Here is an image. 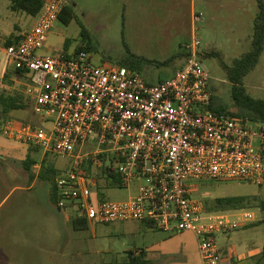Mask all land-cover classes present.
<instances>
[{"label": "built area", "instance_id": "1", "mask_svg": "<svg viewBox=\"0 0 264 264\" xmlns=\"http://www.w3.org/2000/svg\"><path fill=\"white\" fill-rule=\"evenodd\" d=\"M67 5L45 0L35 25L5 46V70L28 79L25 94L37 121L7 119L12 140L70 160L56 178L57 207L90 224L148 222L168 232L191 231L202 264H220L217 236L257 221L246 209L211 212L193 199L197 182H264V125L210 109V73L197 39L172 78L148 81L124 66L95 65L88 52L43 55ZM116 168L125 201L103 199L98 178Z\"/></svg>", "mask_w": 264, "mask_h": 264}, {"label": "rangeland", "instance_id": "2", "mask_svg": "<svg viewBox=\"0 0 264 264\" xmlns=\"http://www.w3.org/2000/svg\"><path fill=\"white\" fill-rule=\"evenodd\" d=\"M65 1L74 19L68 25L61 21L54 25L48 40L52 49L45 54L64 50L72 55L90 45L86 52L93 64L122 66L136 58V72L152 83L172 78L183 67L194 39L199 41L200 52L220 53L232 65L250 50L258 13L256 0ZM10 5L9 0H0L1 46L11 35L26 34L35 21L34 16L15 12ZM4 59L0 53V73ZM203 61L210 73L211 92L230 107L232 84L225 69L216 57H203ZM13 70L11 65L2 74L0 90L23 94L29 102L25 94L28 80L16 77ZM244 86L253 97L264 99V53L244 79ZM13 118L36 122L32 103L14 112ZM29 159L34 161L30 171L37 179L31 188L26 169ZM44 163L55 164L60 175L70 160L56 154L46 156L41 149L9 139L0 130V264H134L136 257L143 261V251L151 259L148 264H202L200 240L191 231L168 232L140 221L75 223L80 213L59 211L51 181L40 177ZM101 178L98 187L103 184L100 191L105 200L125 201L137 194L136 186L105 187V177ZM232 196L258 198L246 209L257 221L218 235L219 246L226 245L230 237L249 251L264 246V182H197L193 199L212 204ZM260 256L253 255L247 264H257Z\"/></svg>", "mask_w": 264, "mask_h": 264}, {"label": "trees", "instance_id": "3", "mask_svg": "<svg viewBox=\"0 0 264 264\" xmlns=\"http://www.w3.org/2000/svg\"><path fill=\"white\" fill-rule=\"evenodd\" d=\"M11 5L10 8L15 12H24L28 15L38 17L42 12L45 0H9ZM258 13L254 22V31L252 35L251 48L248 52L242 55L239 58L234 59L232 65H227L224 57L220 53L205 51L202 53L203 57H216L220 61L222 67L225 69L227 73L228 80L232 84L231 89V99L232 104L229 107L227 104L221 103L218 101L217 96L212 93L211 105L210 109L212 111L218 113H226L231 115L232 117L243 119V120H251L252 122L263 124L264 125V99H259L253 97L244 86V79L246 76L253 71V69L258 65L261 56L264 53V0H256ZM74 19V12L70 5H66L59 15V21L68 25ZM22 39L21 36L11 35L5 42L6 46H10L13 44H17ZM90 45L80 47L76 50L77 53L81 51H89ZM67 55L66 51L64 53ZM70 57V56H69ZM138 59L132 58L127 63L122 66L127 67L134 71L138 70ZM13 73L16 77L26 78L20 71L13 70ZM9 77V76H8ZM27 79V78H26ZM28 80V79H27ZM29 102H26L23 94L20 93H10L8 90H0V125L2 130V125L4 122L13 118V113L19 110H24L30 107L31 100L28 99ZM228 106V107H227ZM27 122V121H24ZM34 123V122H30ZM34 161L29 159L26 162V169L29 172V177L31 180L35 179V175L30 171L32 164ZM66 169V168H65ZM64 169V170H65ZM109 167L105 166L102 169L101 174H109L112 180L105 178L106 186L105 187H123L122 179L116 168H112V171L109 173ZM63 170V171H64ZM107 172V173H106ZM40 177L44 180H49L52 183V196L54 201L57 203V193H56V185L55 180L56 177L59 176V170H57V166L55 164H46L44 163L42 166V170L40 172ZM102 178L100 177L99 181ZM101 183V182H100ZM103 184L100 185V189H102ZM98 187V190H100ZM258 198L252 196H232V197H223L216 199L212 204L205 203L207 209L211 212H220V211H235L248 209L250 205ZM61 211L59 208H57ZM74 222L77 224L86 223L84 218H75ZM147 227H155L154 224L144 222ZM264 252V251H263ZM142 255V254H141ZM133 262L135 264H142L139 257Z\"/></svg>", "mask_w": 264, "mask_h": 264}, {"label": "crops", "instance_id": "4", "mask_svg": "<svg viewBox=\"0 0 264 264\" xmlns=\"http://www.w3.org/2000/svg\"><path fill=\"white\" fill-rule=\"evenodd\" d=\"M36 21H37V17H35V21L33 23L34 25H35ZM52 31H53V29H52ZM52 31L50 32V34L52 33ZM3 47H5V45L4 46H1L0 45V48L1 49ZM51 49H52V47H50L48 45V42H47L46 46L43 48V50L41 51V53L43 55H49V54H45V53L49 52ZM0 53L1 54H4V52L2 50H0ZM55 53L56 54H61V55L63 54L64 55L65 51L64 50H56ZM75 53H73L72 55L70 54L69 56H73ZM3 73H5V67H4V65H3V70L0 73V81L2 79V74ZM28 180L31 183L30 188H31V186L34 185V182L37 181V179H35V180L32 181L30 179V177H29ZM6 199H7V197L4 200H6ZM253 247H255V245H253ZM219 248H220V253H221L220 264H247V261H248L247 259H250V257H252L253 255H257L258 253L261 256H260V260L257 261V264H264V252H263L264 251V246H261L259 248L255 247V250L249 251V249L246 248V245H244V244L243 245L235 244L234 243V240H233V237H230L228 243L226 245L222 246V247L219 246ZM143 253H144L143 254V258L144 259H143V261L141 263L148 264V262H150L151 259L149 260L148 254H147L146 251H143Z\"/></svg>", "mask_w": 264, "mask_h": 264}]
</instances>
